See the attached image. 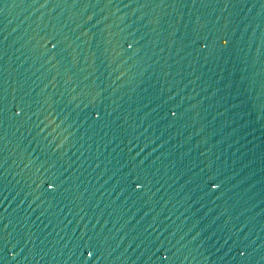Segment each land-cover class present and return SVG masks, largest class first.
I'll return each instance as SVG.
<instances>
[{
  "label": "water",
  "instance_id": "1",
  "mask_svg": "<svg viewBox=\"0 0 264 264\" xmlns=\"http://www.w3.org/2000/svg\"><path fill=\"white\" fill-rule=\"evenodd\" d=\"M0 264H264V0H0Z\"/></svg>",
  "mask_w": 264,
  "mask_h": 264
},
{
  "label": "snow or ice",
  "instance_id": "2",
  "mask_svg": "<svg viewBox=\"0 0 264 264\" xmlns=\"http://www.w3.org/2000/svg\"><path fill=\"white\" fill-rule=\"evenodd\" d=\"M51 187V186H50ZM89 256H91V252L88 253Z\"/></svg>",
  "mask_w": 264,
  "mask_h": 264
}]
</instances>
